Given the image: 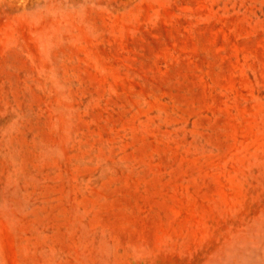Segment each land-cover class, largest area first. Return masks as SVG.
I'll return each mask as SVG.
<instances>
[{
  "label": "rangeland",
  "instance_id": "374dc122",
  "mask_svg": "<svg viewBox=\"0 0 264 264\" xmlns=\"http://www.w3.org/2000/svg\"><path fill=\"white\" fill-rule=\"evenodd\" d=\"M0 264H264V0H0Z\"/></svg>",
  "mask_w": 264,
  "mask_h": 264
}]
</instances>
